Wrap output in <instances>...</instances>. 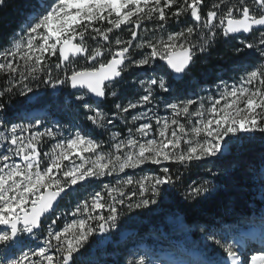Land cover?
Masks as SVG:
<instances>
[{"label":"snow or ice","instance_id":"obj_1","mask_svg":"<svg viewBox=\"0 0 264 264\" xmlns=\"http://www.w3.org/2000/svg\"><path fill=\"white\" fill-rule=\"evenodd\" d=\"M3 6L5 0H0ZM30 15L32 19H26L18 39L0 51V74L7 82L0 97L32 93L37 81V88L43 84L77 89L76 100L89 113L94 112L87 120L110 131L113 143L105 152L90 132L78 129L63 134L55 126L33 131L31 123L0 118V264H76L90 237L116 226L119 206L130 211L147 209L157 203L161 186H176L181 176L174 177L165 165L187 169L194 161L218 157L228 143L225 138L243 140L248 134L264 133V0H212L210 5L209 0H46ZM173 23L183 26L168 31ZM142 26L149 36H140ZM125 27L131 39L121 38ZM158 32H167L166 38ZM241 33L252 38L236 35ZM220 36L239 39L242 47L235 48L237 57L252 58L256 63L244 70L236 84L218 89V97L209 96V107L201 102L193 108L197 101L185 98L178 81ZM81 57L90 66L69 71ZM157 61L168 71L158 72ZM53 67L64 69L63 78L53 79ZM133 70H140L144 77ZM125 73L134 79L129 81ZM117 88L131 90L133 98L120 102ZM81 89L86 91L79 92ZM110 89L116 98L115 119L134 126L128 128L127 137L107 128L113 120L98 105L94 108L96 101L89 96L106 99ZM160 105L171 115L156 116ZM133 110H139L138 114ZM5 112L7 106L0 102V113ZM141 120L147 122L135 126ZM48 141L55 142L45 151L42 145ZM147 164L159 166L161 175L125 176L115 184L103 183L107 197L100 190L90 193V199L78 203L70 213L75 219L65 221L59 230L54 227L63 219L58 208L64 197L128 169L143 170ZM209 184L205 180L189 185L185 199L198 202L211 191ZM46 221L50 223L45 231ZM261 222L264 225V215ZM208 238L226 258L217 256L202 264H248L239 240L230 242L212 233ZM260 242L264 244V230ZM129 264L151 262L140 257ZM251 264H264V248L260 255H251Z\"/></svg>","mask_w":264,"mask_h":264},{"label":"trees","instance_id":"obj_2","mask_svg":"<svg viewBox=\"0 0 264 264\" xmlns=\"http://www.w3.org/2000/svg\"><path fill=\"white\" fill-rule=\"evenodd\" d=\"M211 2L212 0H209V5ZM35 9L39 10L38 0H5V6L0 7V48L7 47L8 40L20 30L21 25L26 21L27 15ZM192 23L195 22L192 21ZM168 28L176 30L178 26L173 23L168 25ZM124 29L127 28L125 27ZM236 47L238 46L232 45L231 38L225 40L224 37L220 36L209 52L198 55L191 71L184 76L182 81H178L182 85L185 98H190L192 90L195 92L200 90H203L202 92L205 90L212 91L215 88V84L220 80L228 79L230 74L236 76L239 71H233V69L237 66L241 64L250 66L255 63L252 58H238L235 52ZM81 60L83 58L79 59V61ZM161 62L158 63L159 68L166 70ZM55 63L56 59L52 60V64L54 65ZM54 75L56 78H63L64 69L56 70L53 67L52 76L54 77ZM143 76L144 74L140 75L141 78ZM126 77L129 81L134 79L133 76ZM36 83L39 82H33L34 91L27 95H19L17 93L5 94L0 97V102L5 103L7 106V112L4 113L2 118L7 117L13 123L19 119L10 117V113L13 111L41 108L50 103L49 106L56 109L58 121L55 126L60 128L63 133L65 130H68V132L72 131L78 125L83 131L90 132L93 137L100 141L105 152L110 151V145L113 143L109 142L111 132L93 126L87 120V116L94 114V112L89 113L81 105V102H66L67 99L75 97L74 93L70 92L66 85H60L53 89L50 86L40 84L37 88L35 87ZM6 86V78L0 74V91H3ZM63 87H65L67 92L65 96L61 95ZM115 90L118 96L121 97L120 102L122 103H127V99L133 98L132 91L127 88H117ZM52 92L57 95L53 102L48 99ZM164 95L167 94L161 93V96ZM201 95L199 93L198 99L195 100L197 104L193 105V108L198 107L201 102L206 107H209V103L206 100H201ZM115 99L114 97L109 98L108 93L107 98L102 99L94 108L98 105V109L106 113L109 119L113 120V124L107 125L108 129L119 132L121 138L127 137L129 134L128 128H134V126L131 124L125 125L122 120L115 119ZM138 112L139 110H133V114H138ZM155 114L156 116L164 117L170 116L171 112L163 105H160L155 110ZM180 119L182 123L186 124V127H191L187 119L183 117ZM189 119L195 121L197 118L191 117ZM144 122L147 121H137L135 126H139L140 123ZM248 137L242 140L240 147L237 149L231 147L222 156L212 160L207 158L204 161H194L187 169L178 164L165 165L170 167L174 177L177 175L181 176V179L176 181V186H161L162 191L160 196L156 198L157 203L150 205L147 209L141 208L130 211L124 206H119L120 216L116 221V226L107 229L104 233H97L90 237L89 243L82 250V253L86 254L91 250L98 251L101 248L110 247L112 242L118 240V234L124 230H134L136 232L134 236L128 237V241L149 242L147 240L149 233L154 231L158 234V228H161L169 237L182 240L184 243L194 246L199 240V235L197 233H185L182 231L183 229L191 226L196 228L203 227L209 236V233L216 235V232L224 226L240 229L244 227V223L250 218L261 220V216L264 213L257 210L262 208L261 205L264 204V199L255 198L258 190L252 189V183L258 180L257 177L259 175L261 179L258 182H262L261 172L257 169H259L262 165V160H264V149L258 147L259 145L255 144V142L264 139V134H248ZM88 155L91 154H85V156ZM208 169H211L212 172H209ZM213 172L215 175H213ZM143 174L161 175L159 166L151 164L144 165L143 170L128 169L117 177H105L102 183L101 181H96L95 186L80 189L79 192L74 193L72 196H67L60 203L58 210L66 209L67 215V213L76 208L78 203L87 198V192L91 190H100L107 197L106 191L103 190V183L115 184L116 180L122 177L132 176L139 178ZM205 180L210 181L208 187H210L211 191L205 193L204 197L198 198V202L197 200H186L185 191L188 186L193 183H202ZM107 214V212H104V215ZM93 226H95V222H93ZM76 264L80 263L76 261Z\"/></svg>","mask_w":264,"mask_h":264},{"label":"rangeland","instance_id":"obj_3","mask_svg":"<svg viewBox=\"0 0 264 264\" xmlns=\"http://www.w3.org/2000/svg\"><path fill=\"white\" fill-rule=\"evenodd\" d=\"M40 2V4L38 3V5L40 6V5H42L43 3L42 2H45V1H43V0H40L39 1ZM32 19V18H31ZM190 19V18H189ZM151 26L152 25H147V27L148 28H151ZM183 25H180V26H178V28L176 29V30H171L170 28H168V26H167V29H168V31H179L180 30V27H182ZM130 27V26H129ZM25 28V25H22L21 26V30L19 31V32H17L16 34H15V36H13L12 37V39L11 40H9L8 41V45H7V47H9L10 45H11V43L13 42V40L14 39H18V34L19 33H21L22 32V30ZM140 31V36L141 37H147V36H149L150 35V33H148V32H146L145 30H144V27L142 26V28L139 30ZM121 35V38L122 39H131V36H130V33L128 32V30L127 29H124V31L120 34ZM157 35H163L165 38H166V36H167V32H163V33H160V32H158L157 33ZM248 38H252L251 37V35H249L248 36ZM232 40V45H234V46H238V47H242V45L240 44V41H239V39H231ZM138 42H140L139 41V39L137 40V41H135L134 43H138ZM6 47V48H7ZM5 49V48H4ZM3 49V50H4ZM136 51H141V50H136ZM52 59H55L54 57L52 58ZM159 62H161V61H157L156 63H157V65H158V63ZM255 63H256V61H255ZM254 63V64H255ZM90 65L88 64L87 65V63L84 61V59L83 60H81V61H79V63H77V64H72L71 66H70V69H69V71L71 70V68H81V67H89ZM249 67V65H245V64H241L240 66H237L235 69H233V71H239V73L236 75V76H233V74H230L229 75V77H228V79H226V80H220L217 84H215V88L212 90V91H210V90H205L204 92H202L203 90H200L199 92H195V91H193L192 90V93H191V95H190V98L191 99H193V100H197L198 99V97H199V93L200 94H202L201 95V100H206L208 103H209V106H210V102H209V100H208V97L209 96H213L214 98L215 97H218V89H223L224 88V86H225V84L226 85H228V86H232L233 84H236L238 81H239V79H240V76H241V74L244 72V70L246 69V68H248ZM133 71H136V72H140V70H133ZM157 71L158 72H160V71H164V72H167V70H162V69H160V68H158L157 69ZM141 74H143V72H140V75ZM125 76H130L128 73H125ZM144 77V76H143ZM56 77H55V75H54V77H53V79H55ZM67 88L69 89V87L67 86ZM63 90L61 91V95L62 96H65L66 94H67V92H66V90H65V87H63L62 88ZM111 91H112V89H110L109 90V98L110 97H113L112 95H111ZM190 91V90H189ZM66 102H70V100H67ZM72 102H77V100H76V97L70 102V103H72ZM80 102V101H79ZM50 112V114L48 115V119L47 120H45L44 122H39V121H36V122H34V123H31V124H33L34 125V127H33V129L32 130H36V127H39V129L41 130V131H43L44 130V128L43 127H53V126H55V125H52V123L53 122H56L57 121V119H56V116H55V111H54V109H52L51 111H49ZM49 123V124H48ZM55 127H57V126H55ZM81 130V128L80 127H78V125H76V127L75 128H73L72 129V131H70V132H75V131H77V130ZM63 133V132H62ZM67 133H69L68 132V130H65V132L63 133V134H67ZM264 134V133H263ZM151 135V134H150ZM242 135V134H241ZM244 135V134H243ZM110 138V137H109ZM225 140L226 141H228V143L225 145V146H223L222 147V152L220 153V154H218V157H220V156H222L223 154H224V152L226 151V150H228V149H230L231 147H233V148H238V147H240V145H241V142H242V140H238L237 138H235V137H233V138H231V140L229 141V138H225ZM55 141H48L47 143H45V144H43L42 145V148H43V150H45V151H47L48 149H49V147H50V145H51V143H54ZM109 142H113L112 140H111V138L109 139ZM255 144H258L259 146L258 147H260V148H262V149H264V139H262V140H259V141H256L255 142ZM85 154H88V153H85ZM214 158H217V157H209V159L210 160H212V159H214ZM65 163H67V162H65ZM257 170H259L260 172H261V175H262V172H264V169H262V165L259 167V169H257ZM258 178V180L257 181H255V182H253L252 184H253V188L252 189H255V190H258L257 191V193H256V195H255V198L256 199H258L259 197L260 198H262V195L264 194V183H262V182H258L260 179H261V177H260V175L257 177ZM95 192V190L94 191H89V192H87V195L88 196H86L87 198H89L90 199V193H94ZM262 206V208L260 209V210H257V211H259V212H262V213H264V204H262L261 205ZM60 213H63V211H60ZM67 218H69V219H71V220H69V222H71L73 219H75V217H73L71 214H69V215H67ZM170 218V217H169ZM170 219H172V218H170ZM48 223H50V222H48ZM47 223V224H48ZM47 226L48 225H45V231H46V229H47ZM253 226H256V227H260L261 229H263L262 227H264V225H262V222H261V220H257V219H255V218H250V219H248L247 220V222H245L244 223V227L245 228H247V227H253ZM232 229H235V228H232ZM237 229V228H236ZM183 232H185V233H188V234H191V233H197L198 235H199V238H200V241H199V244H197V246H196V249L195 250H197L198 251V253L200 254L204 249H206V247L208 246V251L207 250H204V251H206V252H211V251H214L215 253L216 252H218V251H222V249L220 248V247H218L211 239H209L208 238V233H207V231L205 230V228H203V227H201V228H196V227H187V228H185V229H183L182 230ZM133 232H130L128 235H127V237H129V235L130 234H132ZM150 236H148V239L149 240H152V241H154V242H157V243H159L160 245H162L163 247H166L167 245H166V243L164 242V241H159L158 239H159V237H158V235L156 234V232H153V233H151V234H149ZM222 235H225L226 236V238L228 237H230L231 238V236L232 235H230V231L227 229V228H224V231H221V233H219V231L217 232V234H216V236L218 237V238H222ZM230 235V236H229ZM229 241L230 242H235V239H229ZM172 243V245H174L175 243H173V242H171ZM211 245V246H210ZM169 246V245H168ZM139 247V244H136V245H134V246H132V247H128V249L123 253V256H127V257H129V256H132V258L134 257V258H137V259H139L140 257H144L145 258V260L146 261H150L151 259H154L153 258V254L151 253L152 252V250H149L148 252H146L145 254H142L141 255V253L139 252V251H137L138 248ZM170 248H172V251L174 252V248L173 247H169V249ZM130 249H132V250H130ZM180 249V247H178V250ZM175 252H178V251H175ZM110 253H112V252H110ZM179 253V252H178ZM107 255V254H106ZM113 255L115 256V257H118V255H119V253H113ZM254 255H260V253L259 254H254ZM180 256V255H179ZM200 256H201V254H200ZM134 258H133V260L132 261H134ZM87 263H89V260H85Z\"/></svg>","mask_w":264,"mask_h":264},{"label":"water","instance_id":"obj_4","mask_svg":"<svg viewBox=\"0 0 264 264\" xmlns=\"http://www.w3.org/2000/svg\"><path fill=\"white\" fill-rule=\"evenodd\" d=\"M237 36H240V37H244V36H249L250 34H236ZM161 64L164 66V67H166L167 68V66L166 65H164L163 64V62H161ZM172 75H175V74H172ZM184 78V77H183ZM70 88V87H69ZM70 90L71 91H73V92H77L78 90L77 89H72V88H70ZM86 91V89H81V90H79V92H85ZM89 96L91 97V99L92 100H94V101H96V102H99V101H101L102 99L101 98H97V97H94V96H91V94H89ZM65 198V197H64ZM62 200H60V202H61ZM60 202H59V204H60ZM129 233V231H123V232H121L120 234H119V237L120 238H123V237H125L127 234Z\"/></svg>","mask_w":264,"mask_h":264}]
</instances>
